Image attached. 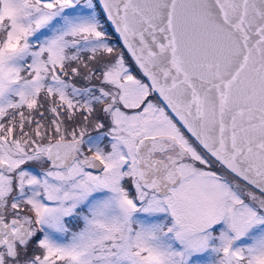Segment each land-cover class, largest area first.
I'll return each mask as SVG.
<instances>
[{"label": "snow or ice", "instance_id": "obj_1", "mask_svg": "<svg viewBox=\"0 0 264 264\" xmlns=\"http://www.w3.org/2000/svg\"><path fill=\"white\" fill-rule=\"evenodd\" d=\"M0 264H264V0H0Z\"/></svg>", "mask_w": 264, "mask_h": 264}]
</instances>
